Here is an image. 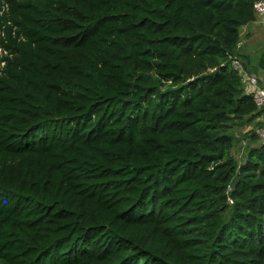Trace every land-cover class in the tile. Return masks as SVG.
<instances>
[{
    "label": "trees",
    "instance_id": "16d2710c",
    "mask_svg": "<svg viewBox=\"0 0 264 264\" xmlns=\"http://www.w3.org/2000/svg\"><path fill=\"white\" fill-rule=\"evenodd\" d=\"M258 1L0 0V264H264Z\"/></svg>",
    "mask_w": 264,
    "mask_h": 264
},
{
    "label": "built area",
    "instance_id": "2783aa9c",
    "mask_svg": "<svg viewBox=\"0 0 264 264\" xmlns=\"http://www.w3.org/2000/svg\"><path fill=\"white\" fill-rule=\"evenodd\" d=\"M253 9L256 17L253 23L264 29V0L256 2ZM240 47L241 44L239 43L237 51ZM231 65L238 72L246 93L252 96L256 107L264 112V81L250 74L247 68L243 66L241 59L236 56L231 57ZM261 124L254 131L256 137L264 143V122Z\"/></svg>",
    "mask_w": 264,
    "mask_h": 264
},
{
    "label": "rangeland",
    "instance_id": "374dc122",
    "mask_svg": "<svg viewBox=\"0 0 264 264\" xmlns=\"http://www.w3.org/2000/svg\"><path fill=\"white\" fill-rule=\"evenodd\" d=\"M247 28L250 29L251 32L248 35L244 34L247 32H244L243 36H241L240 43L242 44L240 49L238 50V53H240L242 56L244 55L245 57H247L248 63L250 65L248 72L260 78L261 81H264V72L257 70V65L260 60L261 53L264 51V29L254 23L248 24ZM1 54H3L2 51H0V70L3 68V63L1 62ZM249 59L251 60V62ZM251 128L252 126H248V128H240V130L248 131ZM234 153L236 154V157L239 159V161L243 162L247 154L245 142H242L240 146L234 150Z\"/></svg>",
    "mask_w": 264,
    "mask_h": 264
},
{
    "label": "crops",
    "instance_id": "0c3cea01",
    "mask_svg": "<svg viewBox=\"0 0 264 264\" xmlns=\"http://www.w3.org/2000/svg\"><path fill=\"white\" fill-rule=\"evenodd\" d=\"M244 32H247V33H244ZM250 32H251L250 29H248L247 26H246V27H244L242 29V34L241 35L243 36V33L248 35ZM240 44H242V43H240ZM257 121H258L259 124L263 123L264 122V114H258L254 118V122H257Z\"/></svg>",
    "mask_w": 264,
    "mask_h": 264
},
{
    "label": "clouds",
    "instance_id": "9594fccd",
    "mask_svg": "<svg viewBox=\"0 0 264 264\" xmlns=\"http://www.w3.org/2000/svg\"><path fill=\"white\" fill-rule=\"evenodd\" d=\"M4 10H7V5L4 6ZM0 36H1V33H0ZM0 51H1V49H0ZM1 62L3 63V66H4L5 62L4 61H1Z\"/></svg>",
    "mask_w": 264,
    "mask_h": 264
}]
</instances>
